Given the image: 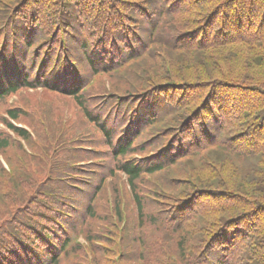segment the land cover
<instances>
[{"label": "trees", "instance_id": "obj_1", "mask_svg": "<svg viewBox=\"0 0 264 264\" xmlns=\"http://www.w3.org/2000/svg\"><path fill=\"white\" fill-rule=\"evenodd\" d=\"M144 57L155 65L136 70L149 97L93 87L98 74ZM18 94L21 104L9 103ZM57 98L72 101L79 132H93L90 148L57 154L61 169H51L68 183L43 191L34 219L21 220L29 212L0 192V264H64L81 234L98 241L109 226L118 235L117 189L113 218L104 203L118 173L134 206L124 231L131 264H166L156 255L168 241L181 264H264V0H0V119L30 140L15 122L42 128ZM71 138L62 129L46 146ZM12 142L0 130V150ZM23 155L9 170L20 182L35 163ZM75 159L84 167H69ZM149 176H160L146 192L152 205L142 193Z\"/></svg>", "mask_w": 264, "mask_h": 264}, {"label": "rangeland", "instance_id": "obj_2", "mask_svg": "<svg viewBox=\"0 0 264 264\" xmlns=\"http://www.w3.org/2000/svg\"><path fill=\"white\" fill-rule=\"evenodd\" d=\"M143 65L146 66L148 72H154L155 65L153 60L150 59V57H144L137 60L135 65H130V72L126 69L122 72L98 74L96 78H94L93 87L97 88V90H102L105 87L109 93L116 91L122 93L120 96L123 95L124 97L134 96L135 98H146L149 95L148 87L146 84L144 85L143 79L136 72V70L139 71ZM127 71L129 73H127ZM116 95L119 96V94ZM25 98L22 96L23 104ZM13 99L18 102L17 104H21L20 94L10 98L9 103H13ZM48 102V107L52 108L56 106L57 109L55 113H64V118L61 121H58V115L53 113L48 117L47 121L43 123L42 128H35L29 124V120L25 119L15 122L26 128L31 133L32 138L30 140L20 138L14 132L10 131L4 120L0 119V130L8 132V134L12 136L13 141L10 148L5 151L0 150V192L4 190L9 191V195H14L16 200L21 202L23 211L26 210L29 212V215L23 216L21 220H25L27 217L34 219L31 213L36 212V207L39 202L43 203V201L47 200L46 198L44 199L42 194L44 193V190L49 189L51 184L58 182L59 186L62 188L67 185L69 178L68 173L64 174L66 178L57 177L56 175L61 174V172L55 174V172L51 169L52 164L53 167L61 169V167L56 164L57 154L63 153L64 155L72 157L75 153L78 154L79 152H86V149L90 148V144H86L84 141L89 140V134L91 135L93 132H90L87 127H83L80 132L77 130L79 125L75 124L81 119L80 116H78L77 111L74 109L72 101L68 98H57L54 99V103L52 101ZM5 108L6 106L0 105V117H7ZM27 119H31V117ZM62 129H65V131L71 134L72 138L68 142H63L61 147H56V145L47 147L45 138L56 136L57 133H59V130ZM43 147L54 153L44 155ZM37 148L39 149L37 150ZM23 154H28L31 157L35 156V163L29 162L24 165L25 169L30 168L27 172L32 173V175H29L28 179L23 178L24 181L20 182L15 179L16 176L11 174L9 170L13 167L14 171L16 163H24L26 161L22 158L24 157ZM53 155L54 157H51ZM74 165L82 168L84 167V161L75 159V161L71 162L68 166L70 167ZM5 170L11 174L7 175L9 179L4 176L6 175L4 173ZM15 170L16 173H18L22 172L23 168L20 169L16 167ZM168 175L169 173L166 172L163 177L167 179ZM156 177L157 178L149 176V182L146 180L145 184H142L143 195L146 196V192L152 193V190L150 191V189L154 188L156 181H159L160 179V176ZM126 186L125 174L118 173L116 178H112L110 180L104 195V203L108 204L107 210L109 212L110 209V213L113 218L116 215L114 211L116 189L120 194L121 217L119 218V216H115L117 225H115L112 229V231L118 230V235L115 232L109 233V229H111L109 226H105L104 230H102L105 237L98 241H88L85 236L81 234L79 241L83 243L84 246L81 250H79V252H77L73 261H66L64 264H72L73 262H77L79 264H131L130 260L133 258L130 255L134 247L125 243L124 231L134 213V206L129 198L131 197L130 191L127 190ZM10 188H14L16 191L11 190ZM146 198L148 197L146 196ZM148 203L153 204L150 198H148ZM5 212H7L6 206L1 203V213ZM37 219H39V217H37ZM99 227L100 226H98V229ZM168 242H170L172 247L163 249L164 252L162 254H157L156 259L162 262L165 261L166 264H181V260H178L179 253L177 247H175L171 241ZM195 251L199 253L198 250L190 251V258H193Z\"/></svg>", "mask_w": 264, "mask_h": 264}]
</instances>
